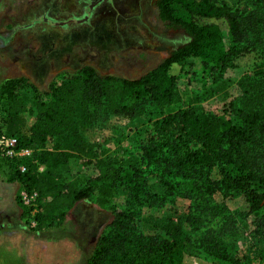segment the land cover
<instances>
[{
    "label": "trees",
    "instance_id": "1",
    "mask_svg": "<svg viewBox=\"0 0 264 264\" xmlns=\"http://www.w3.org/2000/svg\"><path fill=\"white\" fill-rule=\"evenodd\" d=\"M253 1L254 11L236 15L213 0H158L159 19L181 28L188 41L137 79L101 75L83 66L64 71L43 92L26 77L2 82L0 136L15 138L18 149L31 153L0 156V177L28 196L37 195L31 216L35 230L61 223L76 203L94 196L105 207L121 188L127 194L125 207L110 208L113 218L89 264H178L181 247L189 241L180 221L169 216L161 237L139 231L148 211L171 212L178 201L187 202L185 224L191 231L206 226L209 216L229 223L234 216H254L264 237V0ZM175 9L187 19L177 17ZM245 57L253 61L240 80L238 98L219 114L188 106L147 120L138 155L102 160L97 145L84 135L111 116L133 119L148 105L173 102L180 74L215 79ZM27 89L33 92V109L24 97ZM26 113L33 116L30 125ZM73 158L103 172L84 182L66 180L61 168ZM240 198L245 208L231 215L226 200ZM31 210L25 209L26 215ZM202 246L208 255L220 251L219 259L228 260L220 240H204Z\"/></svg>",
    "mask_w": 264,
    "mask_h": 264
},
{
    "label": "rangeland",
    "instance_id": "2",
    "mask_svg": "<svg viewBox=\"0 0 264 264\" xmlns=\"http://www.w3.org/2000/svg\"><path fill=\"white\" fill-rule=\"evenodd\" d=\"M213 1L236 15H247L255 9L253 0ZM175 15L187 19L180 9H175ZM187 41L181 28L170 27L159 19L156 0H0V85L5 79L26 77L43 92L64 71L83 66H91L101 75L137 79ZM252 61L245 57L237 68L215 79L180 74L173 102L148 105L142 116L133 119L111 116L95 123L84 135L97 145L102 160L114 161L128 152L138 155L147 120L188 106L219 114L241 95L239 83L250 71ZM32 95L29 89L24 93L33 109ZM24 117L30 125L33 116L26 113ZM102 172L74 158L61 168L66 180L79 182ZM212 177L217 179V173L213 172ZM0 180V189H7L3 193V204L8 209L6 231H15L12 237L0 238V264H89L98 239L113 218L110 208L124 209L127 197L123 189L117 188L105 207L95 203V196L78 202L61 223L37 231L31 218L37 200L25 204L17 184ZM216 198L222 200L219 195ZM226 204L231 215L245 208L242 198L226 200ZM31 206L33 210L26 215L25 209ZM187 213L186 201H178L171 212L148 211L139 231L161 237V227L170 216L182 223L189 236L181 247L178 264H264V237L256 229L254 216H234L233 223L225 217L209 216L206 226L191 231L185 224ZM23 214L28 218L23 219ZM12 222L14 229L10 228ZM211 238L220 240L228 260L219 259L220 251L215 256L205 253L203 242Z\"/></svg>",
    "mask_w": 264,
    "mask_h": 264
},
{
    "label": "built area",
    "instance_id": "3",
    "mask_svg": "<svg viewBox=\"0 0 264 264\" xmlns=\"http://www.w3.org/2000/svg\"><path fill=\"white\" fill-rule=\"evenodd\" d=\"M31 151L29 150H20L17 148V140L12 137L0 136V156L12 159L16 157H25L29 156ZM21 172L25 171L24 167H20ZM21 199L25 204L32 203L36 201L37 195L33 194L28 196L26 193L21 194Z\"/></svg>",
    "mask_w": 264,
    "mask_h": 264
},
{
    "label": "crops",
    "instance_id": "4",
    "mask_svg": "<svg viewBox=\"0 0 264 264\" xmlns=\"http://www.w3.org/2000/svg\"><path fill=\"white\" fill-rule=\"evenodd\" d=\"M0 182H1V180H0ZM6 191H7L6 188L1 187V189H0V229H1L2 233L0 232V238H1V236L12 237L15 234V233H13L15 231H11V232L6 231L7 227H6V221H5V214L7 213L8 209H6V206L4 207V204H3V202L5 203V201H3V198H4L3 193L5 194ZM12 223L13 224L10 225V228L14 229L15 223L14 222H12ZM2 241L3 240L0 239V242H2Z\"/></svg>",
    "mask_w": 264,
    "mask_h": 264
},
{
    "label": "flooded vegetation",
    "instance_id": "5",
    "mask_svg": "<svg viewBox=\"0 0 264 264\" xmlns=\"http://www.w3.org/2000/svg\"><path fill=\"white\" fill-rule=\"evenodd\" d=\"M157 1H158V0H156V4H157ZM156 6H157V5H156Z\"/></svg>",
    "mask_w": 264,
    "mask_h": 264
}]
</instances>
